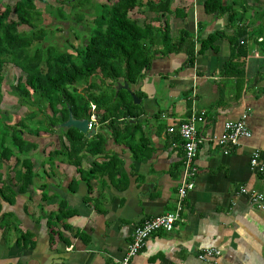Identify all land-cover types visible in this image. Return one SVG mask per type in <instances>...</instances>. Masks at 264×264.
<instances>
[{
	"label": "crops",
	"instance_id": "0c3cea01",
	"mask_svg": "<svg viewBox=\"0 0 264 264\" xmlns=\"http://www.w3.org/2000/svg\"><path fill=\"white\" fill-rule=\"evenodd\" d=\"M205 1L173 0L171 37L180 28L194 40L218 30L224 35L195 54L192 64L184 52L155 57L129 85L139 99L138 115L112 127L95 122L96 132L84 134L100 135L99 150L60 154V142H68L58 133L23 134L35 147L0 165L14 191L10 201L0 197V264H122L135 226L175 206L183 157L178 125L192 112L203 117L195 123L203 141L195 157V185L183 201V221L150 235L129 264H264V173L250 163L256 150L264 167L261 37L247 40L245 59H230L236 25L244 21L251 30L259 20L253 19L255 9L243 14L238 6L228 23L225 14L207 13ZM177 6L185 8L186 17L175 15ZM230 61L235 68H227ZM241 118L251 135L224 153L215 137L226 121ZM16 157L32 164L22 193L10 171ZM254 194L263 195L262 207L253 202ZM204 248L220 254L200 259Z\"/></svg>",
	"mask_w": 264,
	"mask_h": 264
},
{
	"label": "trees",
	"instance_id": "16d2710c",
	"mask_svg": "<svg viewBox=\"0 0 264 264\" xmlns=\"http://www.w3.org/2000/svg\"><path fill=\"white\" fill-rule=\"evenodd\" d=\"M36 1L14 0L9 13L0 10V90L4 68L11 65L18 69L16 80L10 83V94L26 107L28 119L9 125L0 116V165L3 160L9 161L13 153L23 154L35 147L24 138V133L33 136L58 133L60 141L64 137L68 142V146L60 142L56 151L60 154L63 150L75 154L84 147L99 150L103 143L100 135L87 139L73 127L56 129L67 119L69 110L79 119H90L94 115L95 122H107L109 127L114 123L126 124V118L136 117L138 112L130 93L125 89L116 90L117 82L122 80L133 85L155 57L170 53L184 52L188 63L192 64L195 54L205 52L225 33L213 31L194 40L192 33L180 28L173 39L169 25L173 0H103L95 5L92 25L82 22L85 11L81 7L87 0H52L59 3L58 15L68 19L69 28L80 42L76 52L72 53L64 44H54V39L44 42L48 24L43 23L42 10L36 6ZM255 2L259 4L250 5L247 0L205 1L207 13L225 14L228 23L235 20L238 6L243 14L248 9H255L253 19L259 20L255 27L248 30L244 21L236 25L231 38L234 47L230 59H245L247 40L252 37L255 41L257 36L261 37L264 51V0ZM142 10L149 12V20H139L138 12ZM174 11L177 17H186L185 8L177 6ZM81 26H84L83 30ZM56 30L64 32L65 28L59 26ZM196 41L199 43L197 50ZM235 67V63L228 62V69ZM28 122L33 123V127ZM123 131L126 135V129ZM13 163L10 171L13 180L19 184L18 192L22 193L30 184L32 164L30 159L18 157ZM3 176L0 171V197L10 201L14 191ZM10 178L7 170L5 179L10 181Z\"/></svg>",
	"mask_w": 264,
	"mask_h": 264
},
{
	"label": "built area",
	"instance_id": "2783aa9c",
	"mask_svg": "<svg viewBox=\"0 0 264 264\" xmlns=\"http://www.w3.org/2000/svg\"><path fill=\"white\" fill-rule=\"evenodd\" d=\"M198 121H203V117L196 114V112H192L187 119L181 121L178 125L181 146L183 147V157L182 177L177 189V199L174 208L162 214L148 217L135 226L128 249L121 260L122 264H129L130 259L139 252L150 235L159 230L171 231L176 223L183 221L181 216L183 201L188 192L194 188L195 177L197 174L195 157L199 144L203 141V138L197 134L195 123ZM94 124L95 117L92 115L89 119L88 128L90 129ZM169 130L173 131V128H170ZM250 135V130L241 118L238 120L226 121L224 123L223 132L221 135L216 136L215 140L222 148H224V153H227L228 149L225 148L226 146L237 145L240 137H249ZM258 156V151L254 150L250 158L251 166L257 167L264 173V167L259 164ZM252 200L258 207H262V194H254ZM218 254H220V251L215 248H204L198 253V258L205 259Z\"/></svg>",
	"mask_w": 264,
	"mask_h": 264
},
{
	"label": "rangeland",
	"instance_id": "374dc122",
	"mask_svg": "<svg viewBox=\"0 0 264 264\" xmlns=\"http://www.w3.org/2000/svg\"><path fill=\"white\" fill-rule=\"evenodd\" d=\"M103 0H87L85 4L81 8L84 9L85 15L83 19V23L92 25V20L95 16V5L98 2H101ZM14 3V0H0V10H5L7 13H9V7L12 6ZM36 6L42 10V17L43 23L48 24L47 28V36L44 40L45 43H47L48 40L54 39L52 42L56 44L57 46H61L62 44L65 45L67 50L69 52L75 53L78 49L79 40L74 37V31L69 28L70 22L63 18H61L58 15V5L59 3L54 2L52 0H37ZM9 6H8V5ZM67 11L69 10L68 7L65 8ZM140 14V12H138ZM147 14H142L139 17L140 21L148 20ZM62 26L65 28L64 32H61L60 30L57 31L56 28ZM84 27V26H83ZM82 26L80 27L81 30H83ZM64 33V34H63ZM62 35V36H61ZM67 40V41H66ZM5 77L1 86L0 90V116L5 119L9 125L16 123L18 120H26L28 121L27 117H25V114L27 112L26 107L20 105V103L17 101V98L10 94V83L14 82L17 78V75L19 74V70L12 67L11 65H7L5 68ZM30 127H33V123Z\"/></svg>",
	"mask_w": 264,
	"mask_h": 264
},
{
	"label": "water",
	"instance_id": "95a60500",
	"mask_svg": "<svg viewBox=\"0 0 264 264\" xmlns=\"http://www.w3.org/2000/svg\"><path fill=\"white\" fill-rule=\"evenodd\" d=\"M119 89H125L127 90L130 95L134 98V102H139V99L135 97V94L132 92V90L130 89L129 85L127 84V82L123 81L122 83L117 82L116 84V90ZM88 124H89V119L87 118H76L73 116L72 112L69 110V114L68 117L65 121H63L62 123L58 124L56 126V129H67L69 127H73L78 129L80 132H82L83 134H85L87 137L91 136L93 133L96 132V129L94 127H91L90 129L88 128Z\"/></svg>",
	"mask_w": 264,
	"mask_h": 264
}]
</instances>
